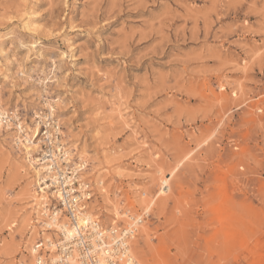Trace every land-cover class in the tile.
Listing matches in <instances>:
<instances>
[{"label":"rangeland","instance_id":"obj_1","mask_svg":"<svg viewBox=\"0 0 264 264\" xmlns=\"http://www.w3.org/2000/svg\"><path fill=\"white\" fill-rule=\"evenodd\" d=\"M51 106L92 220L143 217L140 264H264V0H0V109L17 114L0 124V264L58 238L33 198L48 169L17 143Z\"/></svg>","mask_w":264,"mask_h":264},{"label":"built area","instance_id":"obj_2","mask_svg":"<svg viewBox=\"0 0 264 264\" xmlns=\"http://www.w3.org/2000/svg\"><path fill=\"white\" fill-rule=\"evenodd\" d=\"M15 116L17 114L7 112L3 125H11ZM37 118L44 146L38 162L47 161V183L60 197L56 206L49 207L46 220L50 226L44 224L45 230L58 238L54 240L53 250L48 242L37 244L34 264H140L132 253V242L143 217L133 218V223L126 227L105 228L98 219L81 226L79 219L93 197L92 188L81 180L83 168L75 169L67 162L62 145V125L55 112L37 115ZM51 154L56 157L53 159Z\"/></svg>","mask_w":264,"mask_h":264},{"label":"bare ground","instance_id":"obj_3","mask_svg":"<svg viewBox=\"0 0 264 264\" xmlns=\"http://www.w3.org/2000/svg\"><path fill=\"white\" fill-rule=\"evenodd\" d=\"M50 109H51V112H54L55 111V108L53 106H51ZM4 116H5V112L0 109V124L3 123V117ZM15 117L17 118V116H15ZM22 124L23 123L19 121V123H18V129H19L20 134H23L24 136H22L23 139L17 138V143H18L19 147H23V149L26 151V154H27L26 159L29 161V163H30L31 166H34V163H36L37 166H42L39 169H37V168L34 167L36 176L40 177L41 172L44 173L46 171L47 167H45V164L39 163L37 159L34 160V158H32V153L37 152V150L40 148V146H38L40 144V141H38V142H34L33 141V137H35V139H37L40 136V130H39V128H36L34 130V132H33L34 135L32 137L31 135H29L28 128L25 125H22ZM6 125H7L6 127H8V128L11 127L10 124H6ZM58 150L60 152H62V148H60L59 146H58ZM63 150H64V155L67 156V162L71 164L73 158H72V154H71L70 150H68L67 148H65V146H63ZM51 157L54 159V157H56V155L55 154H51ZM45 158H46V156H45ZM86 166H87V161L84 160V161H82L80 163V165H77V167L75 169H78V168H83L84 169V168H86ZM171 180H172V175L171 174H168L167 177L162 181V186H161V189H160V193H166V192H168L170 190L169 182ZM46 181L47 180H44V178H43V181L41 183H42V185L44 184V186H40V190L38 192V195H34L33 198L37 202L36 205L38 206V208H37L38 211H40L41 209H43L45 212H47V211L49 212V209H48V200H49V198H48L47 195H48V191L50 189L54 190L55 188L54 187H51V185H49ZM53 194H52V196H53ZM57 195H59V197H60V194L59 193ZM160 195L161 194H159V196ZM144 204L147 205V201H145ZM48 212H47V214H48ZM115 218L116 219H119L120 218L119 211H116L115 212ZM131 219L133 221V218L132 217H131ZM79 221H80V225L81 226H86V225H88V223L90 221H93V220H92L91 215L88 212L84 211V213L80 216ZM116 223H117V221H114L112 224L115 225ZM45 224H47V223H45ZM48 225L50 226V224H48ZM56 227H58V226H56ZM141 228H142V230H141L142 233L147 234V230L144 227H141ZM68 232H70V231L68 230ZM45 239H46V242H48V244L51 247V249L53 250L54 240L51 239L50 237H46ZM30 244H32V246L30 248L31 254L34 257L38 253L37 245L34 244L33 242L30 243Z\"/></svg>","mask_w":264,"mask_h":264}]
</instances>
